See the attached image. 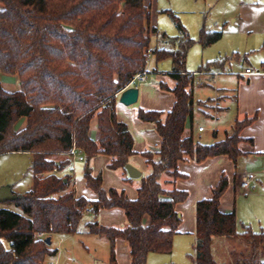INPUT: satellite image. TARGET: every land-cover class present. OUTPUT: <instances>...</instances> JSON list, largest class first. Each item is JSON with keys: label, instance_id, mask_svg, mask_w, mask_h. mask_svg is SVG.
<instances>
[{"label": "trees", "instance_id": "1", "mask_svg": "<svg viewBox=\"0 0 264 264\" xmlns=\"http://www.w3.org/2000/svg\"><path fill=\"white\" fill-rule=\"evenodd\" d=\"M178 28L186 40L175 49L150 48L156 29L144 0H0V73L15 74L19 81L15 91L0 82V154L32 155V183L13 200L21 212L0 207V264H45L46 256L56 253L46 237L80 232L86 211L92 215L86 231L110 241L109 264H119L116 239L127 241L130 264H146L150 252H172L182 221L176 204L188 197V191L175 184L185 177L178 162L186 156L200 163L227 155L236 164L243 153L240 131L255 118L237 120L231 133L211 143L196 139L193 129L185 133L195 112L194 77L185 67L192 40L182 24ZM221 35L201 30L204 45ZM148 51L157 61L172 60L169 75L176 83L170 90L175 101L164 118L160 111L139 109L140 119L155 124L161 143L157 158L145 152L150 171L139 177L137 196L131 199L124 191L104 188L102 175L93 176L89 164L104 154L110 157L108 168L127 172L134 137L117 118L116 97L136 74L147 71ZM23 116L27 123L16 130ZM93 119L96 140L89 135ZM72 147L84 156L86 185L95 199L76 196L70 175L60 174L73 161ZM228 184L222 173L210 196L195 203L194 264H264V230L248 225L239 230L235 210L220 208ZM115 207L123 209L128 224H101L99 211ZM38 232L48 236L38 238ZM225 243L230 245L228 257L220 261L216 246Z\"/></svg>", "mask_w": 264, "mask_h": 264}, {"label": "crops", "instance_id": "2", "mask_svg": "<svg viewBox=\"0 0 264 264\" xmlns=\"http://www.w3.org/2000/svg\"><path fill=\"white\" fill-rule=\"evenodd\" d=\"M144 3L147 5L146 0H144ZM147 6L149 9L150 24L152 27H155V22L151 19V4ZM236 20L239 22L240 30L243 32V34L248 35V42L252 44L249 45L250 52L255 53L258 51V59L256 63L258 68L261 67L264 64V1H242L240 3L239 16L235 19V21ZM221 33L222 37L223 32ZM159 42L160 40L158 43ZM151 55L152 54H150V56ZM234 55H236L235 57L237 59L238 65L246 64L243 68H240L238 73H230V78L228 77V79L224 76L225 74L222 75L224 70H230V68L224 67L225 64H222V68L215 70H187L189 73L193 74L194 77L193 96L195 101V109L198 108L199 103L204 101L208 102L206 104L208 113L204 114L196 109V114L200 113L214 121L212 125L213 138H217L219 135V125H217L216 122L220 121L227 111L233 112V129L237 120H242L246 117H252L254 115L255 118L251 123L245 125L240 131V136L243 138V140L240 141L239 148L243 153L238 157L236 164H234V162L229 159L227 155L208 157L200 163L186 156L185 159L178 162L179 171L183 173L185 177H178L175 184L177 188L187 190L188 197L183 202L176 204L178 216H181L182 218L179 231L176 234L182 235L185 233H194L195 203L199 199L210 196L212 188L216 186L222 173H225L228 176L229 184L220 199L221 210L224 212L235 210L237 218L242 219V225H248L250 227L251 225H254V222H250L239 215V211L236 210V197L241 191L238 182H241L245 178L251 176H254L253 183L255 187L252 188L253 190L258 185L262 189L264 188V184L261 185L258 178H256V175L264 170V75L242 74L241 72H243L246 67H255L250 64L247 58V55H249L248 53L244 52V59L239 55L238 52L234 53ZM161 61L162 60H160V62ZM158 63L159 61L155 60V64L151 68L148 67V65L146 66V70L149 73L147 80L139 85V96L137 102L128 106L120 103L119 96L121 91L116 97L117 118L128 125L134 137L133 149L135 153L130 156L129 163L139 169L141 171V175H145L150 171V165L147 162V157L144 155L145 152L154 153V158H157L155 153L159 150L161 137L157 133L155 124L153 122L140 119L138 114L139 109L142 108L145 110L160 111L162 112L161 117L164 118L166 113L171 110L175 101V97L170 90L176 83L175 79L169 75V72H171L173 69L172 65L167 70H160L158 68ZM217 70L221 71L218 72ZM1 74L3 76L0 78V82L4 89L8 91H15L19 88L17 75L5 73ZM200 85H202L204 88L211 87L212 90L215 91V96L206 98L204 95H202L204 94V91H200L201 88L198 87ZM195 116L196 115L194 112L192 126L190 123H187L185 127V133L187 135H189L191 130L194 129L193 124ZM26 123L27 117L23 116L18 119L14 125V128L19 130L23 128ZM199 127L203 126H198L199 133L206 130L205 127H203V130H199ZM89 135L94 140L98 138L96 119L91 121ZM220 139H213V141ZM23 153H28L31 155L29 152ZM109 160L110 157L104 154H99L93 157L89 164L90 173L93 176L98 174L102 175V185L104 188L108 189L110 187H114L119 191H124L129 198H136L137 189L139 186V178H131L128 172H125L122 168H108L107 164L109 163ZM78 168L83 170L78 171ZM87 171L88 170L85 167V159L81 160L79 155H77L73 158L70 166L66 167L60 172V174L67 173L70 175L71 187L75 189L76 196H84L87 199H95L97 197L96 193L86 185L85 173ZM164 179H166V176L163 177V180ZM244 191L249 193L251 192V189ZM91 216V213L88 211L84 213V217L86 218H83L84 221L81 222L80 232L78 233L92 237V244H97V242L104 244L102 240H99L103 236L91 234L86 231L85 223L91 218ZM97 219L101 224L108 226L124 227L128 224V220L123 209L116 207L101 209ZM147 219L148 216H145L144 221L146 222ZM258 224H260V221H258ZM251 228L257 231L253 227ZM260 230H264V228L260 227L258 231ZM78 233L55 234L60 235L61 240L63 241V238L65 240L67 236L72 237ZM108 245L110 258V241ZM49 247L51 249H56V253L53 255H47L45 258V264L51 263V261L55 259L59 253L57 248L50 246V244ZM151 253L152 252L148 254L147 259L150 257ZM115 257L119 264L131 263L132 257L126 240H115ZM106 264H109V262Z\"/></svg>", "mask_w": 264, "mask_h": 264}, {"label": "rangeland", "instance_id": "3", "mask_svg": "<svg viewBox=\"0 0 264 264\" xmlns=\"http://www.w3.org/2000/svg\"><path fill=\"white\" fill-rule=\"evenodd\" d=\"M242 1L252 2L253 0H146L147 5L151 4V19L155 22L156 27V31L151 36L152 44L150 48L163 47L175 49L178 43L186 40L185 34L178 28V24L180 23L184 26L185 32L188 34L187 36L192 40L186 54L185 67L188 71H196L198 69L202 71L215 70L222 68V64H225L224 67H228L230 70H224L222 75L225 74L224 76L228 79L230 73H238L240 68H243L246 64L238 65L236 55H234L236 52L243 59L245 57L244 52L248 53L247 58L250 64L255 67L254 69L258 68L256 63L258 51L255 53L250 52L249 45L251 43L248 42V35L243 34L240 30L239 22L237 20L235 21L239 16L240 3ZM263 1L259 0V2ZM203 28L210 31L220 30L223 32V36L214 43L204 45L203 39L201 38V30ZM159 40L160 42L158 43ZM149 57L147 65L151 68L155 64L156 58L153 54ZM224 58L227 59L223 63L217 64V60ZM171 65L172 60L167 58L161 62L159 61L158 68L160 70H167ZM217 71L220 72L221 70ZM2 76L0 73V78ZM198 87L201 88L200 91H204L202 95L206 98L215 96V91L211 87L204 88L202 85ZM207 103L205 101L199 103L196 109L201 113H208ZM196 109L193 124L196 139L201 142L211 143L213 139L224 138L227 133L232 132V123L234 121L233 112L227 111L223 115L224 117L216 122L219 125V135L217 138H213L212 125L214 121L200 113L196 114ZM198 126H203L206 130L199 133ZM31 159L32 157L28 153H1L0 186L11 185L13 192L18 195L28 190L32 183ZM82 170L78 168V171ZM256 178L263 185L264 170L259 172ZM0 207L21 212V208L14 201L0 202ZM236 210L239 211L241 217L250 222H254V225H251V227L257 231L260 227L264 228V188L262 189L258 185L254 190L251 189L249 193L241 189L236 197ZM237 220L238 229L241 230L242 219L237 218ZM258 221H260V224H258ZM91 239L92 237L88 235L78 233L72 237L67 236L62 241L60 235L53 234L50 246L57 248L59 253L51 263L47 264H106L109 262V241L102 237L99 240H102L106 245L98 242L97 244H92ZM194 242V233L176 234L174 236L172 252H152L146 264H194ZM217 245L215 250L216 257L220 261H224L228 257L227 253L230 245L227 243Z\"/></svg>", "mask_w": 264, "mask_h": 264}, {"label": "water", "instance_id": "4", "mask_svg": "<svg viewBox=\"0 0 264 264\" xmlns=\"http://www.w3.org/2000/svg\"><path fill=\"white\" fill-rule=\"evenodd\" d=\"M139 96V87L129 86L123 89L119 96V102L128 106L137 102ZM125 168L131 178H139L141 176V171L135 166L131 165L129 162L126 163ZM20 197V195L15 194L12 190L11 185H1L0 186V202L13 201ZM47 244L51 243V238L48 236L45 239Z\"/></svg>", "mask_w": 264, "mask_h": 264}, {"label": "built area", "instance_id": "5", "mask_svg": "<svg viewBox=\"0 0 264 264\" xmlns=\"http://www.w3.org/2000/svg\"><path fill=\"white\" fill-rule=\"evenodd\" d=\"M150 52L148 51V57L150 56ZM148 71H144V72H141V73H138L136 74L132 80L129 82V84L127 85V87L129 86H137L139 87V85L143 82H145L147 80V77H148ZM242 74H247V75H264V64L259 67V68H251V67H246L245 70L243 72H241ZM204 128L203 127H199V130H203ZM71 152L73 153V155L76 157L77 155H79V158L81 160L84 159V157L82 156V154H80L77 150L76 147H72L71 149ZM253 180H254V176H251V177H248V178H245L244 180H242L240 183H239V187L241 189H244V190H250L254 187V183H253ZM36 236L38 238H45L46 236H48L46 233L44 232H38L36 234ZM51 238V236H49Z\"/></svg>", "mask_w": 264, "mask_h": 264}]
</instances>
